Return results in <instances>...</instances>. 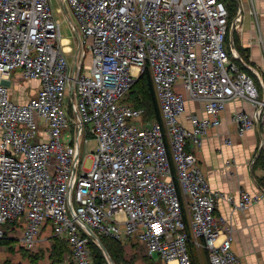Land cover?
Returning a JSON list of instances; mask_svg holds the SVG:
<instances>
[{
    "label": "built area",
    "instance_id": "1",
    "mask_svg": "<svg viewBox=\"0 0 264 264\" xmlns=\"http://www.w3.org/2000/svg\"><path fill=\"white\" fill-rule=\"evenodd\" d=\"M60 1L78 20L73 64L51 0H0V246L5 227L17 223L31 251L48 229L69 244L68 264H94L91 245L99 242L89 227L99 239H136L162 264H193L190 243L210 264H243L218 201L246 212L264 188L241 190L238 199L214 191L195 153L235 99L254 107L233 120L241 134L260 126L264 153V99L228 54L226 4ZM147 69L161 120L123 102ZM17 70L41 81L26 103L14 101L6 83ZM187 100L203 102L207 115H190L192 127L183 122ZM83 136L97 145L87 153L90 170L80 160Z\"/></svg>",
    "mask_w": 264,
    "mask_h": 264
},
{
    "label": "crops",
    "instance_id": "2",
    "mask_svg": "<svg viewBox=\"0 0 264 264\" xmlns=\"http://www.w3.org/2000/svg\"><path fill=\"white\" fill-rule=\"evenodd\" d=\"M238 7L239 20H236L237 22L233 25H235L237 38L241 39L242 47L239 46L240 51L234 50L233 59L242 55L248 62L247 65L260 89V96L264 99V0H238ZM64 40L66 39H63V42ZM70 47L73 48L71 45L67 48ZM90 62L91 58L88 54L85 66L88 67ZM6 83L9 85L12 99L18 103L28 102L41 89L39 79H27L19 70L14 71ZM27 90L29 91L27 92ZM179 90L183 92L181 86H179ZM186 106L187 111L183 122L188 127H192L190 115L197 114L201 118L207 116L203 102L187 100ZM254 110L250 103L241 99H235L228 103L221 114V125L209 129L202 146L195 152L199 166L206 175L211 188L225 195H233L237 199L241 190L258 195L264 188V153L260 126L257 125L241 134L233 120L238 111L253 113ZM229 140L232 141V144L228 143ZM216 214L233 225V250L241 258L242 263L264 264V198L254 203L246 212L234 210L228 201L220 199ZM18 225L9 223L5 227V230L10 228L8 233L10 237L15 238L12 230L18 229H21L23 235L24 225L15 229V226ZM43 233L40 244L44 243L43 245L47 246L52 233L48 229ZM47 233L50 235L47 236ZM22 235L19 239L20 243ZM134 240L136 239H132V242L131 240L124 242L128 248L126 258L131 261L130 264H162L157 256L151 257L148 254L145 245L141 244L144 249L141 252L132 248L136 243ZM5 246L4 244L0 246V259L3 261L0 260V264H4L6 260H16L10 250L12 256H8V251L4 250ZM20 255L21 257L17 260L23 262L22 258L25 257L21 253ZM203 255L206 256L207 263L202 261L200 264H210L207 253L200 249L199 256ZM106 256L108 255L105 253Z\"/></svg>",
    "mask_w": 264,
    "mask_h": 264
},
{
    "label": "trees",
    "instance_id": "3",
    "mask_svg": "<svg viewBox=\"0 0 264 264\" xmlns=\"http://www.w3.org/2000/svg\"><path fill=\"white\" fill-rule=\"evenodd\" d=\"M229 11V28L226 35L225 40V46L228 51L229 56L231 59H233V52L234 50L238 49L237 51H240L238 45V40L236 31H235V25H233V20L237 14V17L239 16V7H238V0H222ZM231 32L233 36H231ZM234 60V59H233ZM241 70L246 71L248 74H250L254 79V75L251 72V69H249L247 65V61L244 59V57L241 55L240 57H236L234 60ZM256 81V79H255ZM260 90V89H259ZM136 108H144L146 111L145 119L151 120V119H162L161 115V109L158 102L156 90L154 81L152 78V74L150 70H146L138 79L132 90L129 92V94L125 97L124 101ZM10 231V228L8 230H5V239H3L2 244L9 245L10 249H15L14 245L15 242H17L16 239L9 237L8 233ZM52 244L50 246V253H49V259L51 260V264H62L65 262L66 256L71 253L69 244L67 241L59 236H52L51 237ZM101 241L103 243V248H100L97 246V244L92 243L91 248L93 251L94 256V264H105L106 263V257L105 253L109 256V258L112 260L114 264H130L131 261L127 260L126 258V250L125 246L126 244L123 241H117L110 237H101ZM136 243L139 244L137 240H134ZM132 242V240H131ZM22 247H20L23 250V256L27 257L30 261H32L34 264H38V261L45 257V251L48 249L37 250V251H31L27 247L21 244ZM20 252V250H19ZM189 252L192 257L193 264H196L194 260V256H199L200 249H198L194 244H189ZM206 253V251H204ZM197 259V258H196ZM200 264V260L198 262Z\"/></svg>",
    "mask_w": 264,
    "mask_h": 264
},
{
    "label": "rangeland",
    "instance_id": "4",
    "mask_svg": "<svg viewBox=\"0 0 264 264\" xmlns=\"http://www.w3.org/2000/svg\"><path fill=\"white\" fill-rule=\"evenodd\" d=\"M51 2H52V7L54 9L55 18L61 23L62 38L69 41L67 43H64L63 42L64 45H65V48L68 47V46H70V45L73 46V49H72L73 52L69 53L70 54V56H69V59L70 60L69 61L71 62V64H73L74 59H75V51L78 50V45H77L78 42L75 40L76 33H75V30H74V26H77L78 25V20H77L75 14H74V11L72 10V8H70L69 6H66L64 8L60 0H51ZM232 20H233V23L234 24H235V22H237L236 20H239V17H237V14H236L235 18L232 19ZM231 36H233L232 32H231ZM236 40H238V44L236 43V45H238V47L239 46L242 47V45L240 43L241 39L237 38ZM66 51L68 53V51H70V49L66 48ZM28 91L29 90H27V92ZM27 95H28V93L26 94V97H27ZM185 95L188 98V95L186 94V92H185ZM69 99H70V93H68L66 101L68 102ZM79 145H80V151H81V153H80V160L83 161L84 168L87 169V170H90L92 168V165H93V160L91 158H88L87 157V153L90 152L91 150H94L97 147V145H96L95 141H91L89 145H86V143H85V137L84 136L80 139ZM79 171H80V169H78V173H79ZM75 206H77L76 203H75ZM12 231H13L12 232L13 233V236L15 237L14 239H16L18 242H15V244H13L14 247H15V249H10V246L9 245H6L4 247L5 248L4 250L6 252L8 251V253H9L8 256L9 257H11L12 255L15 256L16 260L15 261H7L6 260L4 264H24V263L25 264H34L27 257L22 258L23 262L17 260L19 257H21L20 253L21 254L24 253L23 250L20 248L22 246H21V243H20V240H19L20 239V236L22 235V232H21V229L12 230ZM49 235H50V233H47V236H49ZM52 236L50 235V237H52ZM49 240L47 242V243H49V244H47V246H45L46 244L43 245L44 244L43 243V244L40 245V247L38 249L44 251V249L50 248V246L52 244V241H51V238ZM97 246L100 247V248H102L101 245H100V243ZM133 246L134 247H132V248H135L138 252H141V251L144 250L143 247H142V245L140 243L139 244L138 243H134ZM9 250L12 253V255L10 254ZM19 250H20V252H17ZM49 250L50 249H48L47 251H45L46 252L45 253V257H43L42 259H40L38 261V264H51V260L49 259V253H50ZM125 250H126V252L128 250V248H126V246H125ZM196 258L194 256V260H195L196 264H198L199 260H200V263L202 261H205L207 263V258H206L205 255H203L202 257H200V256L197 257L196 256ZM1 262H3V261L1 260ZM71 262H72V255L70 253V254H68L66 256L65 263L68 264V263H71ZM110 262L112 264H114L111 259L109 261L106 258V263L105 264H111Z\"/></svg>",
    "mask_w": 264,
    "mask_h": 264
},
{
    "label": "water",
    "instance_id": "5",
    "mask_svg": "<svg viewBox=\"0 0 264 264\" xmlns=\"http://www.w3.org/2000/svg\"><path fill=\"white\" fill-rule=\"evenodd\" d=\"M69 205H70V209H71L72 214L75 215V210H74L73 203H72L71 199H70V204ZM87 229H88L89 233L100 243L101 247L103 248L102 241L98 238V236L94 233V231L92 229H90L89 227Z\"/></svg>",
    "mask_w": 264,
    "mask_h": 264
},
{
    "label": "bare ground",
    "instance_id": "6",
    "mask_svg": "<svg viewBox=\"0 0 264 264\" xmlns=\"http://www.w3.org/2000/svg\"><path fill=\"white\" fill-rule=\"evenodd\" d=\"M69 42V41H68ZM64 43H67V40H64ZM68 46V45H67ZM67 48V47H66ZM70 49V48H69Z\"/></svg>",
    "mask_w": 264,
    "mask_h": 264
}]
</instances>
